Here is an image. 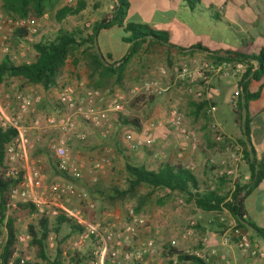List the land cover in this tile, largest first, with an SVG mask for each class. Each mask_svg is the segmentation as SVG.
I'll return each instance as SVG.
<instances>
[{
	"label": "rangeland",
	"instance_id": "rangeland-1",
	"mask_svg": "<svg viewBox=\"0 0 264 264\" xmlns=\"http://www.w3.org/2000/svg\"><path fill=\"white\" fill-rule=\"evenodd\" d=\"M129 3L131 11L128 12L127 16L131 22L140 23L144 21L150 25H152V22H156L161 26L152 25L151 28L153 30H157L160 27L166 29L171 33L173 42L183 49L189 48L192 44H200L199 46L212 51L243 50L244 45H246L247 29L251 25L259 23L264 17L262 15L264 12V0L262 5L256 0H178V2H170L168 8L161 1H157L153 2L154 7L160 11L154 16L151 14L152 11L139 13L140 0H129ZM114 4V0H54L47 7V11L43 16L39 18L33 16L23 18L9 15L5 12L3 0H0V9L8 17L13 18L15 21H27L31 24H40L41 26L32 43H23L24 40L21 42L13 38L10 42L11 55L1 58L0 63L5 58L17 56L18 62L15 63L16 65H24L25 62H29L30 65L36 58L33 47L36 43L55 40L66 33H76L79 42L92 36L95 26L106 16L112 14L110 7L114 6ZM65 7L82 8L83 12L79 16L59 20L56 17V13ZM124 37H126V34L118 26H114L103 33L101 31L96 40V46L94 43H87L75 55L68 57L57 75L56 84L49 88H45L42 85H29L14 79L8 82L7 85H0V90L9 94L15 103L21 94L41 96L43 103L35 108L33 112L35 116L56 113L58 109L55 108V103L59 92L64 87H72L79 97L92 89L93 82L98 78L93 63L94 52L99 49L105 57L109 54L117 59L121 58L127 50V45L122 41ZM23 44L25 45L24 47H22ZM86 47H92L93 50H88ZM23 57L25 61H23ZM107 61L110 64L114 63V61L109 59ZM182 63L179 57L174 59V65ZM127 66L125 85L117 87V89L129 95L130 98H133V88H136L134 89L136 92L141 93V89L146 82H158L163 88L167 87L163 83L165 76L161 74L162 69H169L165 62L155 64L148 61L140 62L135 58L130 60ZM167 78L171 77L167 76ZM169 86V91L155 96L156 100L149 102V104H140V106L132 108L130 105L134 100H130L126 111L118 115L124 117L137 116L143 126L151 123L158 125L169 118L173 109H177L183 115L184 124L188 128L185 109L178 104L180 98L165 101L162 109H159V107L155 108L160 98L168 95L172 89L175 91L180 88V86H174V84ZM101 107H104V104H101ZM77 121L80 131L87 135V139L84 142H72L73 154L75 157L85 160L88 166L84 171L82 180L73 182L76 195H65L58 200L52 194L50 187L60 183L62 178L54 170L55 163L50 153L46 150L47 143H45V146L43 145L40 148L43 153L38 154L37 158L33 156L40 161L43 179L47 187L40 196L41 199L52 204L48 209L49 218L52 221L57 216H64L65 212L63 209H81L89 214L92 223L100 224L104 230L112 234L126 229V226L131 221L129 211L134 210L139 221L137 235L126 244L119 242L115 244V247L119 248V253H117L114 263L111 262V264H132L131 260L126 258V255L135 252L141 244L148 240L155 241L159 252L154 256L147 257L145 260L147 264H173L166 261L163 253L166 245H171L181 251L204 250L205 255L209 256L203 248L204 239H209L214 232L220 234L232 229L233 225L231 223H233V219L227 210H223L217 215H212L197 209L194 205L187 204L183 198L169 192H159L152 199L142 203L143 206L140 212H137V207H140V201L147 198L150 193L146 187L139 188L136 194L130 196L125 203L116 205L106 204L91 198L89 190L97 185L103 190L111 189L114 186L126 189V164L128 158L136 164H145L149 165V167L152 166L155 160L158 162L166 161V158H160V155L155 158V155L158 154L156 152L157 142L152 148L132 151L125 143V136L128 133H133L132 128L117 127L113 124L112 119L109 123L111 125V128H109L110 134L106 138L102 136V132L99 129L89 126L80 119ZM190 130L198 133L196 128H190ZM171 139L174 142L175 140L178 142L184 140L178 134H173ZM180 146L179 144L178 147L180 148ZM179 153H181L180 149L177 150L176 158ZM103 160L105 164L98 173L92 168V163ZM221 180V178H217V182L212 181V185H208L207 181L201 180L200 184L201 186L207 184V188L210 190L221 191L222 196L232 195L234 191L233 182L228 179L229 181L224 184ZM218 183L221 184V187ZM83 194H87V197H79ZM89 204H93L94 209L91 210ZM93 215L95 216L94 219ZM36 217L32 216L26 220L18 221V236L29 237L27 225L35 223ZM193 223L194 226H192ZM189 231L192 232L191 235H187ZM0 232L1 247L6 241L7 230L0 225ZM80 234L81 232L74 235L68 226L64 227L61 234V239L66 241L64 247L71 253L92 254L94 257V253L100 248L98 240L94 238L84 242L79 249H73L74 244L79 241ZM52 237L54 239L53 242L49 241V254L54 257L56 241L55 236L52 235ZM20 247L25 252H31L30 237L27 241L20 243ZM31 256L35 257V254L31 252ZM42 264L48 263L42 262ZM87 264H91V261Z\"/></svg>",
	"mask_w": 264,
	"mask_h": 264
},
{
	"label": "trees",
	"instance_id": "trees-1",
	"mask_svg": "<svg viewBox=\"0 0 264 264\" xmlns=\"http://www.w3.org/2000/svg\"><path fill=\"white\" fill-rule=\"evenodd\" d=\"M52 1L54 0H3V9L9 15L23 18L29 16L39 18L46 13L47 7L51 5ZM129 8V0H116L112 14L106 16L95 26L92 36L84 38L80 42L76 33H66L55 40L34 44L36 58L30 65H16L11 58H5L0 63V85H7L8 82L14 79L29 85H42L45 88L55 85L57 75L68 57L75 55L87 43H94L96 46V40L101 31L114 26L123 28L126 34L123 42L130 45L129 51L122 60L113 64L107 61V58L103 56L99 49L94 52L93 63L98 78L93 82L91 90L105 92L106 90L114 91L117 87H123L127 77V64L135 58L140 62L148 61L155 64L165 62L167 68L171 69L174 66V59L183 50L171 42L170 34L167 31L153 30L149 26L134 23L124 25ZM82 12V8L65 7L57 11L56 17L59 20H64L79 16ZM26 35L24 30H19L14 38L16 41L22 42ZM244 47L243 50L217 52H211L202 46H197L195 49L211 53L208 55V60L215 64L229 61L244 63L247 66L246 73L239 79L241 95L236 108H232L235 123L241 130V138L238 139V145L243 148V161L249 168L250 180L247 183H244L242 177H240L234 184L232 195L222 196L220 194L221 191L212 192L210 189H206L204 192L196 174L187 169L181 161L168 160L161 164L157 170H150L145 164H136L128 158L126 164V189L114 186L111 189L103 190L97 185L89 190L91 198L106 204L116 205L125 203L130 196L136 194L139 188L146 187L150 193L147 198L140 201V207H137V212L142 210V203L152 199L157 193L169 192L183 198L187 204L194 205L197 209L209 214L217 215L223 210H227L236 220L238 228L243 229V223L247 216L246 202L264 179V159L258 160L252 147L249 114L250 103L258 100L261 96L262 87L258 92L252 93L251 86L254 82H260L264 77V49L257 53H251L249 51L250 46ZM86 48L93 50L92 47ZM246 48L248 49L247 51ZM108 59L112 61L111 56H108ZM154 99V97L146 99L142 96L135 99L130 106L136 108L140 104L154 102ZM207 104L206 100L199 101L198 110H206ZM55 108H60L57 102L55 103ZM112 122L117 127H130L133 132H138L143 128L140 119L132 115L128 117L118 114L114 115L112 116ZM16 135L14 130L4 131L0 129V225L7 230L6 241L0 247V264L89 263L93 259L92 254L71 253L64 247L66 241L61 239L63 228L68 226L74 235L79 234L81 229L63 215L57 216L54 221L48 217H36L35 223L27 225V234L30 237V251L35 254V257L31 256V252L28 253L21 249L17 223L37 215L38 210L32 204H19L14 209L9 208L11 191L18 187L19 181L7 177L6 148L15 140ZM46 150L52 156L48 145H46ZM42 153L43 151L39 148L33 156L37 158L38 154ZM52 158L55 163L54 170L59 177L72 183L78 181L60 173L53 156ZM221 179L224 184L229 181L227 178ZM94 217L93 215V219ZM255 231L264 240V229L255 228ZM52 235L55 236L56 241L54 257L49 254V239ZM163 251L166 258L177 257L181 261H187L191 264H211L196 257L188 256L171 245H166Z\"/></svg>",
	"mask_w": 264,
	"mask_h": 264
},
{
	"label": "built area",
	"instance_id": "built-area-1",
	"mask_svg": "<svg viewBox=\"0 0 264 264\" xmlns=\"http://www.w3.org/2000/svg\"><path fill=\"white\" fill-rule=\"evenodd\" d=\"M40 27V24L15 21L0 9V59L11 55L10 42L19 30H24L27 34L23 43H32ZM24 46L23 44L22 47ZM11 60L16 63L18 57L12 56ZM23 61H25L24 57ZM25 64L29 65V62H25ZM246 70L247 66L240 62L226 61L220 64L197 62L192 67L187 63L174 65L171 69H162L161 74L173 77L176 83L180 84L186 92L195 96L198 101L206 100L205 91L201 85L208 75L218 76L223 80L236 78L238 85L229 100V105L234 109L241 95L239 79L246 73ZM167 91V88H163L158 82L152 81L143 85L141 93L132 91L133 98L119 89L106 90L105 92L90 90L79 97L72 87H64L57 98V104L60 107L58 111L52 115L35 116L33 115L35 108L43 103L41 96L21 94L15 103L9 94L0 90V129L4 131L14 130L17 134L15 140L6 148L7 177L19 181L18 187L11 191L9 208L14 209L19 204H32L38 210L35 216L49 218L48 209L52 204L41 199L40 196L47 187L43 179L40 161L33 157L35 152L47 143L48 149L56 161L58 171L72 180H82L88 164L85 160L74 156L71 144L73 141H86L87 135L80 131L77 120L80 119L89 126L99 129L102 136L106 138L110 134L111 125L109 123L112 116L124 113L130 100L142 96L149 99ZM101 104H104V107H101ZM211 111L215 112L216 108L212 107ZM158 128H167L173 134H178L185 141L190 142L194 149L198 148V133L185 126L184 117L177 109H173L169 118L158 125L154 123L144 125L142 132L149 136L147 139L135 138L133 134L129 133L125 136V143L132 151L152 148L156 144V139L150 134ZM213 131L216 141L223 142L224 135L217 125L213 127ZM228 152V158L219 164L215 174L218 178H228L235 184L241 177L239 166L244 160V151L241 146H236L229 149ZM182 155L181 151L177 157L179 161L182 160ZM210 163L216 165L213 160ZM104 164V160L96 161L92 163V168L99 173ZM187 169L194 171L190 167ZM50 190L58 200L65 195H76L73 183L65 179H61L60 183L51 186ZM79 197L86 198L87 194ZM89 207L91 210L94 209L93 204H89ZM63 210L64 216L81 229L79 241L73 246L74 250L79 249L84 242L91 238L98 240L100 248L94 253L91 264L114 263L117 253H119V248L115 247V244L118 242L126 244L136 237L138 232L139 221L134 210L129 211L131 221L126 229L114 234L104 230L100 224L92 223L89 214L81 209ZM230 230L232 233L225 235L222 240L223 250L219 254L215 253L218 257L216 264H231L229 250L232 245L247 257H264V252L255 246L240 229L233 226ZM191 234V231L187 233V235ZM18 239L20 243H23L29 237L20 235ZM53 239L51 236L49 241L53 242ZM208 246L209 239L206 238L203 241V248L206 250ZM158 252L159 249L155 241L148 240L141 244L135 252L127 254L126 258L130 259L132 264H147L146 258L154 256ZM183 252L188 256L196 257L207 263L210 262V258L205 255L204 250H184ZM166 261L173 264H190V262L181 261L177 257L166 258Z\"/></svg>",
	"mask_w": 264,
	"mask_h": 264
},
{
	"label": "crops",
	"instance_id": "crops-1",
	"mask_svg": "<svg viewBox=\"0 0 264 264\" xmlns=\"http://www.w3.org/2000/svg\"><path fill=\"white\" fill-rule=\"evenodd\" d=\"M114 1L116 4V0ZM157 1H161L162 3L167 5V8L170 2H178V0H140L141 5L138 7L139 13L152 11L151 14L153 16L156 15L157 12L160 10L154 7L153 2ZM256 1L260 2L259 4L261 5L263 4V0ZM240 5L242 6L241 3ZM114 6L110 7V11H113ZM129 11H131L130 8ZM262 15L264 16V12ZM129 23L146 25L149 27H151L152 25L161 26L156 22H152V25L147 24L144 21L140 23L131 22L127 16L124 25ZM107 30H103L102 33L106 32ZM121 30L124 32L123 28H121ZM157 30L167 31L166 29H162L161 27ZM169 34L171 42L176 45L172 40V35L170 32ZM245 39L246 45L244 46H250L251 48L249 49V51L251 53H257L261 49H264V17L259 23L251 25L247 29ZM242 44H244V42H242ZM199 45L200 44H192L187 49L180 48L176 45L177 47L183 50V52L177 57H179L183 63H187L191 67L194 66L197 62H210L208 60V55L211 53L204 52L200 49H195V47ZM129 48L130 45H127V50L121 58L117 59L116 57L111 56L112 61L116 62L122 60V58L127 55ZM244 48L245 47H243V49ZM247 50L248 49L246 48V51ZM210 51L217 52L212 50ZM103 56L105 55L103 54ZM108 56L110 55H106L105 58L108 59ZM163 83L167 85V87L165 88H167L168 91L170 90L169 85L171 84H174V86L178 85V87L180 86L181 89L179 88L175 91H173L172 89V91H170L168 95L158 100L159 103L155 105V108L159 107V109H162L163 104H165V101H168L170 99L177 100V98H180L178 104L182 105V107H184L185 109L184 112L187 115L186 122L189 125L188 128H196L198 130V148L194 149L192 144L185 140H181L180 142L175 140L174 142L171 139L173 135L172 131L167 128H158L155 131H152L150 134V136L155 137L157 142L156 152L158 154L155 155V158H158L160 155V158H166V161L163 160L158 162L157 160H155V162L152 163V166L149 167L148 165V167L150 170H157L161 164L167 162L168 160L179 161L176 156L177 150L180 149L183 154V158L182 160H180L182 164L185 165L186 168H193V172L196 174L199 181H207L208 185H212V181H216L218 178L215 172L219 164H221L223 160L228 158L229 148L239 146L238 139L241 138V130L235 123L232 107L229 105L230 97L232 96L236 86L238 85V79L231 78L229 80H223L220 79L218 76L208 75L206 80L203 82L204 85H201V87L205 91V99L208 103L207 108L204 111L198 110L199 101L195 98V96L186 92L180 84L176 83L173 77L167 78V76H165ZM261 87L262 91L260 98L256 101L251 102L249 105L251 142L252 147L256 152V158L258 160L264 159V77L260 82H254L252 84L251 92H258ZM134 89L136 88H133V91H136ZM155 100L156 98L154 99V101ZM212 107L216 108L215 112L211 111ZM216 125L219 127L220 131L224 135V141L221 143L217 142L215 139L213 127ZM131 134H133L135 138L147 139L149 137L146 133L142 132V129H140V131L138 132H131ZM179 144L181 145L180 148L178 147ZM212 160L216 162L215 166L210 163ZM239 171L242 177V181L244 183H247L250 180V173L248 165L244 161L240 164ZM218 184L221 187V184ZM208 185L204 184L202 186V190L204 192L206 191V189H208ZM211 191L215 192V190ZM246 210L247 216L245 217L243 223L244 228L240 230L244 235L248 236L251 239L252 243L255 246L259 247L260 250L264 252V240L260 238L255 231V228L264 229V179L260 183L258 188L253 192V194L248 198L246 202ZM231 218L233 219V223L231 224L238 228L236 220L232 216ZM231 233V230L221 232L220 234L218 232H214L209 238V246L206 249L210 258L209 263L216 264V261L218 260L216 254L221 253V251L223 250L222 240L225 235ZM229 260L231 264H264V257H247L243 255L239 250H237L234 245L230 247Z\"/></svg>",
	"mask_w": 264,
	"mask_h": 264
}]
</instances>
